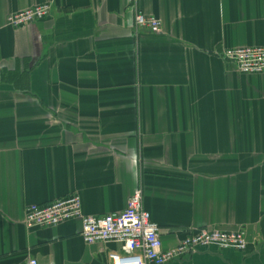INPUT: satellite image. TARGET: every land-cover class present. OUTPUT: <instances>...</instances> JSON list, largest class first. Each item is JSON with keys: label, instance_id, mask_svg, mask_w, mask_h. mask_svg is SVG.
Listing matches in <instances>:
<instances>
[{"label": "crops", "instance_id": "0c3cea01", "mask_svg": "<svg viewBox=\"0 0 264 264\" xmlns=\"http://www.w3.org/2000/svg\"><path fill=\"white\" fill-rule=\"evenodd\" d=\"M246 46H264V0H0V264H109L119 243H84L79 220L27 229L24 210L77 193L115 213L137 188L163 250L245 233L166 264H264V73L220 55Z\"/></svg>", "mask_w": 264, "mask_h": 264}, {"label": "built area", "instance_id": "2783aa9c", "mask_svg": "<svg viewBox=\"0 0 264 264\" xmlns=\"http://www.w3.org/2000/svg\"><path fill=\"white\" fill-rule=\"evenodd\" d=\"M50 9L49 3H43L10 13L6 17V25L14 29L24 27L48 17ZM134 26L136 30L159 33L162 23L159 18L137 8ZM220 55L241 74L264 73V46L226 48ZM142 197V190L137 188L122 211L94 216L83 214L80 196L73 193L48 203L28 205L24 210L23 222L27 229H32L55 227L66 221L79 220L80 237L84 243H119V252L108 255L109 264H166L210 245L218 249H245L243 230L223 232L204 228L187 234L174 247L163 250L160 228L143 209ZM29 264H35V261H29Z\"/></svg>", "mask_w": 264, "mask_h": 264}]
</instances>
